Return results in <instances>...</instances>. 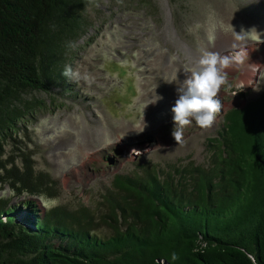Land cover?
I'll return each instance as SVG.
<instances>
[{
    "label": "rangeland",
    "instance_id": "obj_1",
    "mask_svg": "<svg viewBox=\"0 0 264 264\" xmlns=\"http://www.w3.org/2000/svg\"><path fill=\"white\" fill-rule=\"evenodd\" d=\"M82 15L67 86L23 95L41 106L6 138L0 158L56 180L51 196L34 197L42 211H88L90 228L108 236L105 198L116 193L117 175H197L195 168L211 166L227 112L264 92V0H87ZM241 29L254 30L241 41L234 33ZM205 51L243 59L225 69L212 125L192 120L176 143L177 87ZM0 185L10 202L24 198Z\"/></svg>",
    "mask_w": 264,
    "mask_h": 264
},
{
    "label": "trees",
    "instance_id": "obj_2",
    "mask_svg": "<svg viewBox=\"0 0 264 264\" xmlns=\"http://www.w3.org/2000/svg\"><path fill=\"white\" fill-rule=\"evenodd\" d=\"M86 2L0 0V151L41 106L25 93L67 86ZM214 141L197 175H117L108 236L90 228L88 211H42L34 197L51 196L56 180L0 158V184L24 196H0V264H264V92L229 110Z\"/></svg>",
    "mask_w": 264,
    "mask_h": 264
},
{
    "label": "clouds",
    "instance_id": "obj_3",
    "mask_svg": "<svg viewBox=\"0 0 264 264\" xmlns=\"http://www.w3.org/2000/svg\"><path fill=\"white\" fill-rule=\"evenodd\" d=\"M252 30L245 32L241 29L240 33H234L237 39L242 41ZM233 59L242 60L243 54L237 53L235 57H230L205 51L192 63L187 78L182 86L177 87L178 98L171 108L176 125L172 136L176 143L181 142L183 127L189 125L192 120L202 128L212 125L216 114L222 108L218 93L225 83V69L230 66ZM172 258L177 259L175 254Z\"/></svg>",
    "mask_w": 264,
    "mask_h": 264
}]
</instances>
